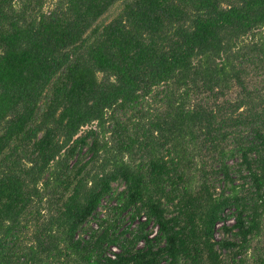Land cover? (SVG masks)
Segmentation results:
<instances>
[{
    "label": "trees",
    "instance_id": "16d2710c",
    "mask_svg": "<svg viewBox=\"0 0 264 264\" xmlns=\"http://www.w3.org/2000/svg\"><path fill=\"white\" fill-rule=\"evenodd\" d=\"M45 4L0 0V264H264V0Z\"/></svg>",
    "mask_w": 264,
    "mask_h": 264
},
{
    "label": "rangeland",
    "instance_id": "374dc122",
    "mask_svg": "<svg viewBox=\"0 0 264 264\" xmlns=\"http://www.w3.org/2000/svg\"><path fill=\"white\" fill-rule=\"evenodd\" d=\"M57 0H46V4L44 7L45 11H50L53 6L56 4ZM120 10V6H116L114 7L110 14L106 17V20H110L112 19L114 16H116L118 14ZM160 92V88L156 89V91L153 93L154 97L152 98L153 101L151 102H156L157 99V93ZM235 97V94H231V96H229L230 99H233ZM142 103H138L134 106H132L127 112L122 114L123 118H128L130 117L135 110L140 109L142 107L141 105ZM96 125H94L95 127ZM91 129V127H87L84 128L82 133L85 134V132L87 130ZM86 152V150H84V153ZM238 161H232L230 162V165L232 167V171H233V177L236 179V184L242 183L243 180L240 179V174L237 173V170L239 169V165L237 164ZM246 172L244 173V175L246 176ZM249 180V179H248ZM250 182V181H249ZM215 188L217 189L218 192H220L221 190H226L228 191V187L224 185V183L221 180H217L215 181V183H213ZM113 193L110 197H107L106 199H104L99 207V209L97 210V212L80 228L77 236L79 238L82 239H88L91 231L92 230H97L100 228V225L105 221L107 223H110L112 221H114L115 219L117 220L116 222V227H117V233L120 234L123 231H127L128 234H132L133 232H135V230L137 229V225H138V221H136L135 223L131 221V213L133 211L128 210L122 214H120L119 216H117L115 209L116 208H120L122 206V201H121V195L124 197L123 192L125 190V185L124 183H115L113 185ZM236 214V210L235 209H229L226 212L227 217H232L235 216ZM26 220H30L29 225L31 226L32 221L30 219V217H27ZM234 224V218L231 219V221L227 222V226H232ZM222 225V224H221ZM221 225L218 226L217 231H216V239L217 240H221V239H227L230 241H235L236 237L234 236L235 232H224ZM27 231V230H26ZM32 231V229L30 228L29 231L27 232L28 234H30ZM157 231V227L154 223H151L149 228H148V232L152 233L154 232V234ZM26 232H24V234L22 235V238L25 236ZM262 242L261 245L264 247V234L262 235ZM261 239L259 241H261ZM260 243V242H259ZM255 245H258L257 241H255ZM260 246V245H259ZM116 247H111L108 250V254H112ZM117 249V248H116ZM118 250V249H117ZM223 256L225 258H230V252L225 250L222 252ZM253 257V252L250 251L248 253V259H252ZM251 262V260H250Z\"/></svg>",
    "mask_w": 264,
    "mask_h": 264
},
{
    "label": "built area",
    "instance_id": "2783aa9c",
    "mask_svg": "<svg viewBox=\"0 0 264 264\" xmlns=\"http://www.w3.org/2000/svg\"><path fill=\"white\" fill-rule=\"evenodd\" d=\"M114 251H115V252H118V250H117L116 248L114 249ZM115 252H113L112 254H110V256H111L112 258H115Z\"/></svg>",
    "mask_w": 264,
    "mask_h": 264
}]
</instances>
